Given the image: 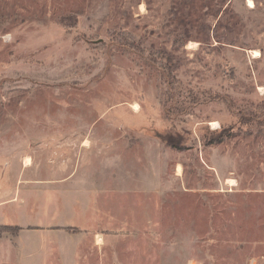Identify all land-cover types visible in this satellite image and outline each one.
<instances>
[{
	"label": "rangeland",
	"instance_id": "1",
	"mask_svg": "<svg viewBox=\"0 0 264 264\" xmlns=\"http://www.w3.org/2000/svg\"><path fill=\"white\" fill-rule=\"evenodd\" d=\"M249 1L0 0V264H264Z\"/></svg>",
	"mask_w": 264,
	"mask_h": 264
},
{
	"label": "crops",
	"instance_id": "2",
	"mask_svg": "<svg viewBox=\"0 0 264 264\" xmlns=\"http://www.w3.org/2000/svg\"><path fill=\"white\" fill-rule=\"evenodd\" d=\"M16 195V194H15ZM13 196V193H12V195H11V197L9 198L8 196H7V193L6 192H3V193H1V195H0V201L2 202V204H0V221L2 222L3 220V218H4V216H5V214L4 213H1V209L2 208H4V207H6V206H8V205H10V204H13V203H15L14 201L16 200V201H18L19 199H21V198H17V196ZM3 196V197H2ZM5 197V199H3ZM7 197V198H6ZM0 202V203H1ZM4 214V215H3ZM3 217V218H2Z\"/></svg>",
	"mask_w": 264,
	"mask_h": 264
},
{
	"label": "bare ground",
	"instance_id": "3",
	"mask_svg": "<svg viewBox=\"0 0 264 264\" xmlns=\"http://www.w3.org/2000/svg\"><path fill=\"white\" fill-rule=\"evenodd\" d=\"M248 4H249V7H250V8H254V6H255L254 3H253L251 0L248 2ZM255 54H256V55H255L256 57H259V56H260L259 53H257V52H255ZM136 110H137V108H135V111H136ZM29 166H31V161H30V159L27 160V167H29ZM178 171H179V172L182 171L181 167L178 168Z\"/></svg>",
	"mask_w": 264,
	"mask_h": 264
},
{
	"label": "trees",
	"instance_id": "4",
	"mask_svg": "<svg viewBox=\"0 0 264 264\" xmlns=\"http://www.w3.org/2000/svg\"><path fill=\"white\" fill-rule=\"evenodd\" d=\"M224 140V137L221 136L219 137L218 139L217 138H212L210 141H209V144H218V143H221L222 141ZM174 148H176L174 146ZM2 229V228H1ZM3 230V229H2Z\"/></svg>",
	"mask_w": 264,
	"mask_h": 264
}]
</instances>
